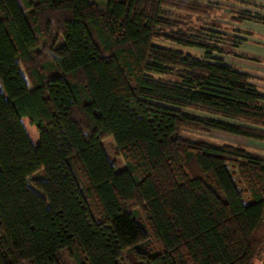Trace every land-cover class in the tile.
<instances>
[{
    "label": "trees",
    "instance_id": "16d2710c",
    "mask_svg": "<svg viewBox=\"0 0 264 264\" xmlns=\"http://www.w3.org/2000/svg\"><path fill=\"white\" fill-rule=\"evenodd\" d=\"M23 1L0 0V264H257L264 157L197 136L264 142V96L217 55L221 26L188 21L222 7Z\"/></svg>",
    "mask_w": 264,
    "mask_h": 264
},
{
    "label": "crops",
    "instance_id": "0c3cea01",
    "mask_svg": "<svg viewBox=\"0 0 264 264\" xmlns=\"http://www.w3.org/2000/svg\"><path fill=\"white\" fill-rule=\"evenodd\" d=\"M211 1L221 3V5L226 3L230 6L231 19L223 24L225 29L223 27L215 28L221 33L218 37L219 42L229 47L230 53H217V55L224 58L237 70L249 74L251 76L250 82L264 96V0ZM221 1H224V3ZM239 12L248 13V15L256 18L237 21L235 16ZM259 142V148L250 151L264 157V142Z\"/></svg>",
    "mask_w": 264,
    "mask_h": 264
},
{
    "label": "rangeland",
    "instance_id": "374dc122",
    "mask_svg": "<svg viewBox=\"0 0 264 264\" xmlns=\"http://www.w3.org/2000/svg\"><path fill=\"white\" fill-rule=\"evenodd\" d=\"M18 1L20 3L21 7L23 8V10L25 12H28L29 10H28V8H26L24 1L23 0H18ZM95 1H97L101 6H105V0H95ZM200 2L202 4H207V5L212 4L213 6L220 5L223 8H216V6L213 8L210 5H208V6L205 5L208 7V9H209L208 11L211 13L209 15L208 14L204 15V18L201 17L203 20V21H200L201 25L198 26L197 20L199 19V17L197 16V14H194L193 16H190L187 14L189 24L191 26H195L198 28L199 27L200 28L205 27V28H208V30L212 29L215 26V24H218L225 29L223 24L231 19L230 6H228V4H226V3L221 5V3H216V2L211 1V0H201ZM221 2L224 3V1H221ZM211 8H213L214 10H212ZM212 30H215V29H212ZM215 31L217 32L218 30H215ZM204 36H207V33H204ZM156 42L161 44V45L167 46V47L181 49L183 51L191 52V53H194V54L199 55V56H202L204 54V50H201V49L186 48V47H182V46L173 44L171 42L169 43L167 41H162L160 39L156 40ZM39 53L40 54L43 53L42 54L43 59H45L46 55H48L46 50H45V46L43 44L40 45ZM22 69L27 76L28 73H27L25 67H23ZM23 122H24L25 128H26L32 142L35 145H37L39 143V131L36 129L35 126L32 125L31 121L28 118H24ZM197 134L198 133H196V135ZM197 136L202 137V138H206V140H209V141H212L215 143H219V144L226 143V144H232V145H236V146L237 145H240L242 147L244 146L248 150L258 149L259 144H260L259 141L248 140V139H245L242 137H236L234 135H229V134L218 132V131H210V132H206V133L200 132ZM102 142H103V145L105 146L106 151H107L110 159L112 160V162L115 163V165L118 168L124 167L126 165L125 161H124V159L120 153V149L118 148L113 137L112 136H106L103 138ZM233 169H236V170L234 171ZM230 170H232V172L234 173V178H235L236 182L239 184L240 189H242V190L245 189V186L243 185V182L241 181V177H240L239 173H237L238 169L235 168V166H232L230 168ZM42 177H43V173L38 172V173L34 174L33 177H31V180H35V179L41 180ZM154 244H156V243L154 242ZM157 245H158V243H157ZM256 263L257 264H264V251L262 252L261 257L256 260Z\"/></svg>",
    "mask_w": 264,
    "mask_h": 264
}]
</instances>
